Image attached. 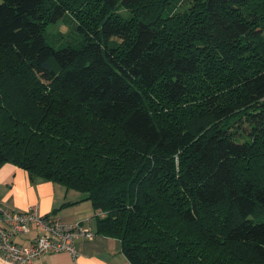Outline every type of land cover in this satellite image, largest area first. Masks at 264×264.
<instances>
[{
	"label": "trees",
	"instance_id": "16d2710c",
	"mask_svg": "<svg viewBox=\"0 0 264 264\" xmlns=\"http://www.w3.org/2000/svg\"><path fill=\"white\" fill-rule=\"evenodd\" d=\"M4 164L130 264H264V0H0Z\"/></svg>",
	"mask_w": 264,
	"mask_h": 264
},
{
	"label": "crops",
	"instance_id": "0c3cea01",
	"mask_svg": "<svg viewBox=\"0 0 264 264\" xmlns=\"http://www.w3.org/2000/svg\"><path fill=\"white\" fill-rule=\"evenodd\" d=\"M81 198L77 191L66 190L55 182L39 180L33 183L26 171L12 164H4L0 168L1 205L13 211L37 206L43 214H52L66 224H86L95 233V217L99 213L88 201H81ZM64 204L68 205L60 208ZM35 233L32 230L27 236H17V241L26 243ZM76 246V258L65 253L46 255L34 264H130L117 239L97 236L93 241L78 240ZM0 264L11 263L0 259Z\"/></svg>",
	"mask_w": 264,
	"mask_h": 264
},
{
	"label": "built area",
	"instance_id": "2783aa9c",
	"mask_svg": "<svg viewBox=\"0 0 264 264\" xmlns=\"http://www.w3.org/2000/svg\"><path fill=\"white\" fill-rule=\"evenodd\" d=\"M36 233L26 243L17 236ZM97 235L82 223L66 224L54 215L41 213L31 206L23 211H13L0 204V259L11 264H34L46 255H78V240L93 241Z\"/></svg>",
	"mask_w": 264,
	"mask_h": 264
},
{
	"label": "rangeland",
	"instance_id": "374dc122",
	"mask_svg": "<svg viewBox=\"0 0 264 264\" xmlns=\"http://www.w3.org/2000/svg\"><path fill=\"white\" fill-rule=\"evenodd\" d=\"M64 25V24H63ZM61 23H58L56 25H52L49 29H48V33L49 34H54L58 31H62L63 33L67 32V28H69L68 26L65 27V25L63 26ZM70 38L65 37L62 41L63 42H67L69 41ZM99 213V212H98ZM99 215H101V213H99Z\"/></svg>",
	"mask_w": 264,
	"mask_h": 264
},
{
	"label": "bare ground",
	"instance_id": "6f19581e",
	"mask_svg": "<svg viewBox=\"0 0 264 264\" xmlns=\"http://www.w3.org/2000/svg\"><path fill=\"white\" fill-rule=\"evenodd\" d=\"M6 208V207H5ZM52 215V214H51ZM86 220V219H85ZM89 220V219H88ZM86 225V224H85ZM88 225V224H87Z\"/></svg>",
	"mask_w": 264,
	"mask_h": 264
}]
</instances>
